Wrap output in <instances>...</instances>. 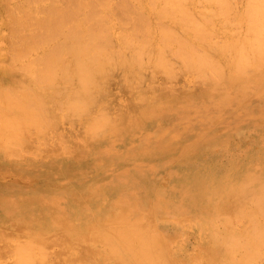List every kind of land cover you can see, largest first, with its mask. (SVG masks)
I'll return each instance as SVG.
<instances>
[{
  "label": "bare ground",
  "instance_id": "1",
  "mask_svg": "<svg viewBox=\"0 0 264 264\" xmlns=\"http://www.w3.org/2000/svg\"><path fill=\"white\" fill-rule=\"evenodd\" d=\"M0 6V264H264L263 123L219 154L194 129L160 160L139 144L179 135L154 107L178 105L181 124L232 122L252 99L264 114V0Z\"/></svg>",
  "mask_w": 264,
  "mask_h": 264
},
{
  "label": "rangeland",
  "instance_id": "2",
  "mask_svg": "<svg viewBox=\"0 0 264 264\" xmlns=\"http://www.w3.org/2000/svg\"><path fill=\"white\" fill-rule=\"evenodd\" d=\"M138 8H137V10H138ZM134 9L136 10L135 5H134ZM0 12H1V6H0ZM110 17L111 16L108 15L107 19ZM1 18H2V16L0 13V20H1ZM155 22H159V20H157ZM6 32H7L6 29L0 30V40L3 38L4 35H6ZM1 68H2V66H1ZM1 74H2V71H0V76H1ZM175 96H179V94L175 95ZM187 104L190 106L195 105L193 101L187 102ZM178 109H179L178 105H174L170 108H160V107L155 108L154 107L153 110L150 112L151 114L154 115V117L160 116L161 118H168L169 119V126H172V124L175 120L174 126H177L176 131H177V133H179V135L176 138L173 136L175 134L173 131V132H169V137H171V139H168V141L167 140L161 141V139H158V141H157V140L151 139L150 137L144 138L141 141H139L138 132H133V133H130L129 135H133L136 137L130 136V139L127 140V142L128 143H135V142L139 141V144L142 145V147L149 148L153 152V154L156 157V160H160L159 159L160 151L158 148H159L161 143H169V142L171 143L173 141L184 142V141L195 140V138H193V135L191 134V130L194 129V131L197 133V136L200 137L199 143H202V144L208 143L207 145H205L206 147L205 146H202V147H204L207 151H209L211 153L219 154L224 149V148H221V143H226L225 141L233 143L232 146H234L235 148H238V150L240 149V146L238 145V141H241L242 139L244 141L245 137H247V136L244 135V133L243 134H239V133H242L245 131H247V133L252 132L251 127H249V120L255 119L256 120L255 124H258V123L264 124V120H260V119H263V118H261L262 117L261 115L264 116V114H260V102L257 99L251 100V103L249 105V111L247 109H245V106H242L240 110H239V108L236 109V108L232 107V109L234 111L232 113V119H233L232 122H225V121L215 120V119L210 120L208 117L207 118H206V116L204 117V114H202V113L192 112L191 113L192 120L190 121V123L181 124V119L176 113ZM211 113H214V112H211ZM240 113H242L245 116V118L241 119L239 121L238 125L236 126V119ZM246 125H248L247 129L242 128L243 126H246ZM154 126H155V128L160 127L159 122L154 121V120H151L148 122V127H154ZM188 130H189V132H188ZM185 133H187V134L185 135ZM238 134H239V136H241L240 138L238 137ZM248 135L253 136V133L248 134ZM229 136H233V137H229ZM258 141H259V144L264 145V139L261 138V139H258ZM172 149H173V152L177 151L176 154H178V148L177 147H172ZM243 149H244V151H246L245 147L242 148V150ZM169 150H171V149H169ZM164 152L166 153V151H164ZM168 155H171V153L168 152ZM108 156H110V155H108ZM125 158H127V159L122 160L123 163H125L126 165H132L133 166V168H132L133 172H136V168H135L134 164H136L137 162H144V157H143L140 149H138V151L136 150L133 154H131V156H127ZM213 158H215L219 162L228 163L227 158H225V157L217 159V157L213 156ZM104 168H105V164H97L96 166L91 167L89 169L88 175L93 177V178H98L99 176H101L103 174ZM170 169L171 168H169V170ZM15 180H16V177H14V179H8V182L11 184H16ZM161 186H163L164 189L169 186L168 176H164V178H162ZM155 192H156V194H161L157 190ZM167 194L169 195V193H167ZM159 213H160L161 222L162 221L166 222L171 217L169 214L165 213L164 218H162L164 212L163 213L159 212ZM167 231L172 232L173 229L170 228V229L165 230V232H167ZM196 243H197V240H196L194 234L191 232L188 235L189 247L193 248L194 244H196Z\"/></svg>",
  "mask_w": 264,
  "mask_h": 264
}]
</instances>
